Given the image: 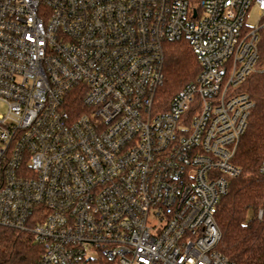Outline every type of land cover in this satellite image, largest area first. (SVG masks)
<instances>
[{"label":"built area","instance_id":"2783aa9c","mask_svg":"<svg viewBox=\"0 0 264 264\" xmlns=\"http://www.w3.org/2000/svg\"><path fill=\"white\" fill-rule=\"evenodd\" d=\"M263 26L264 0H0V225L36 264H235L215 210ZM178 39L200 71L163 106Z\"/></svg>","mask_w":264,"mask_h":264},{"label":"trees","instance_id":"16d2710c","mask_svg":"<svg viewBox=\"0 0 264 264\" xmlns=\"http://www.w3.org/2000/svg\"><path fill=\"white\" fill-rule=\"evenodd\" d=\"M258 49L257 67L240 87L254 101L234 155L242 172L231 180L215 210L221 230L218 248L235 264L264 261V176L259 173L264 158V26L259 31ZM164 51L163 81L157 97L166 106L176 92L196 78L200 63L186 39L166 42ZM260 209L262 217L258 216ZM42 251V244L31 232L0 225V264H36Z\"/></svg>","mask_w":264,"mask_h":264},{"label":"rangeland","instance_id":"374dc122","mask_svg":"<svg viewBox=\"0 0 264 264\" xmlns=\"http://www.w3.org/2000/svg\"><path fill=\"white\" fill-rule=\"evenodd\" d=\"M261 20V14L259 13V10L253 6L248 12L247 16V23L248 24H253V23H259ZM5 109V106L0 104V113L3 112Z\"/></svg>","mask_w":264,"mask_h":264}]
</instances>
